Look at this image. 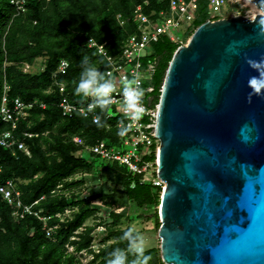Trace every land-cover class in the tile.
Returning a JSON list of instances; mask_svg holds the SVG:
<instances>
[{
  "label": "water",
  "instance_id": "water-1",
  "mask_svg": "<svg viewBox=\"0 0 264 264\" xmlns=\"http://www.w3.org/2000/svg\"><path fill=\"white\" fill-rule=\"evenodd\" d=\"M261 11L206 21L174 53L157 119L164 264H264Z\"/></svg>",
  "mask_w": 264,
  "mask_h": 264
},
{
  "label": "trees",
  "instance_id": "trees-1",
  "mask_svg": "<svg viewBox=\"0 0 264 264\" xmlns=\"http://www.w3.org/2000/svg\"><path fill=\"white\" fill-rule=\"evenodd\" d=\"M145 1L150 3L146 13L152 9L158 11L164 6L158 4V0H28L27 12L16 16L10 0H0V103L5 80L10 86L11 99L19 98L46 106H36L30 117L20 123V133L38 135L25 140L29 156L21 152L14 156L11 151L0 148L1 178L21 181L18 189L26 205H33L44 197L34 208L52 216L49 226L54 228L52 238H47L43 224L35 217L28 216L14 222L11 209L0 201V242L4 245L3 249L0 248V264L75 263L73 255H65V244L83 225L90 211L84 206L85 202H73L81 209L71 221L61 223L57 215L64 211L67 204L61 195H53V192L70 175L95 171L94 162L89 163L80 157V148L73 142V137L80 136L91 144L109 137V133L104 120L101 124H93L79 115L64 118L58 108L61 95L55 83L66 85V96L72 102L83 103L85 97L75 93L82 71V58L87 56L89 65L95 66L104 75L108 68L105 60L89 48L88 41L93 39L105 44L111 55L118 54L126 38L136 31L133 21L136 6ZM120 20L126 23L122 26ZM207 20L208 5L206 0H200L195 30ZM177 46L180 47L166 38L153 46L159 62L154 78L157 90L164 83ZM40 57L47 58L40 73H25L21 69L32 65ZM62 60L70 63L64 75L57 73ZM102 112L99 110L98 114L102 116ZM99 171L108 180L123 186L127 196L137 204L161 200L160 190L142 184L124 167L106 164ZM32 229L33 235L28 236ZM79 236L81 240L73 244L77 246V251L89 246L88 241H83L87 235L82 233ZM108 248L99 252L91 264L97 263L98 259H101L100 264H107L110 253L115 248L127 249V242L122 240L121 244ZM146 254L152 256L149 264L161 260L156 259L155 250ZM133 257L129 255V262Z\"/></svg>",
  "mask_w": 264,
  "mask_h": 264
},
{
  "label": "built area",
  "instance_id": "built-area-1",
  "mask_svg": "<svg viewBox=\"0 0 264 264\" xmlns=\"http://www.w3.org/2000/svg\"><path fill=\"white\" fill-rule=\"evenodd\" d=\"M199 3L200 0H158V4L164 6L158 11L152 9L149 13L145 12L150 7L148 1L137 5L133 18L136 31L126 38L116 55H111L105 44H99L93 39L88 41L89 48L94 49L108 65L105 78L112 80L115 85L106 111L94 107L89 112L88 106L95 103V97L89 96L83 103H74L66 96V85L55 83L61 95L58 108L64 118L79 115L93 124H101L102 120L105 121L109 137L91 144L80 136L73 137V142L80 148V157L89 163L98 158L106 161L107 164L124 167L130 175L139 178L142 184H149L160 190L161 196L165 190V183L159 179L160 140L156 134L163 85L158 90L154 85L159 62L154 55L153 46L165 38L172 43H182V39L172 34L179 32L181 26H184L187 33L195 31L194 24L198 18ZM206 3L209 18L207 21L242 15L246 13L245 8L254 5L248 0H206ZM10 4L15 9L16 16L27 12L28 0H10ZM120 24L123 26L125 22L120 20ZM69 68L70 63L62 60L57 73L64 75ZM133 79L138 81L143 90L141 111L135 121H124L125 124L131 123L132 126L121 137L117 133L119 127L123 126L119 122L126 115L122 95L123 85L125 81ZM9 94L10 86L4 80L0 103V148L11 151L14 156L18 152L29 156L30 151L25 140L36 138L38 135L20 133V123L30 117L36 106L41 108L46 106L38 105L36 102H24L19 98L11 99ZM99 110L103 111L102 116L98 114ZM96 117H99V120H96ZM85 154H89L92 159L86 158ZM1 173L0 169V201L11 209L12 218L20 222L28 216L35 217L43 224L47 238H52L54 228L49 226L52 216L43 214L42 210H36L34 207L38 202L33 205L23 203L22 193L18 189L21 182L2 179ZM57 217L61 219L60 216Z\"/></svg>",
  "mask_w": 264,
  "mask_h": 264
},
{
  "label": "rangeland",
  "instance_id": "rangeland-1",
  "mask_svg": "<svg viewBox=\"0 0 264 264\" xmlns=\"http://www.w3.org/2000/svg\"><path fill=\"white\" fill-rule=\"evenodd\" d=\"M253 6L250 5V7L245 8L246 13H243L242 16L253 18L255 15L260 14L256 13L259 9L256 7L257 11H255L252 8ZM121 21L126 23L124 20ZM193 33L188 34L184 26H181L179 32L172 33L175 37L182 39V43L175 44L179 46L186 45ZM46 60V57H40L32 65H25L21 69L25 73H40L45 68ZM110 112L112 113V110ZM85 157L92 159L89 154H85ZM93 161L94 172H78L73 176L70 175L53 192V195H61L67 204L64 211L58 214L61 217V223L71 221L81 209L79 206L73 205V202H85L84 206L90 211V215L83 222V225L65 244V255H73L75 257L74 264H91L99 252L109 246L111 248V246L121 244L120 236L123 231L133 227L143 235L146 242V252L155 250L157 253L156 259H161L160 238L158 236L161 224L159 213L161 200L157 203L137 204L127 196L123 186L116 184L113 180H108L103 173H100L99 170L107 164L106 161L98 158L93 159ZM35 180L37 179L35 178ZM66 184L72 186L67 187ZM43 199L44 197L40 200ZM14 222L17 221L14 220ZM33 231L34 229L28 233V236H32ZM82 233L87 235V238H84L83 241L86 243L88 241L89 246L77 251V246L73 244L81 240L79 235ZM0 248H4L2 242H0ZM100 260L98 259L97 263L93 264H100ZM153 264L164 263L161 259L158 263Z\"/></svg>",
  "mask_w": 264,
  "mask_h": 264
},
{
  "label": "clouds",
  "instance_id": "clouds-1",
  "mask_svg": "<svg viewBox=\"0 0 264 264\" xmlns=\"http://www.w3.org/2000/svg\"><path fill=\"white\" fill-rule=\"evenodd\" d=\"M255 76L249 79V85L255 90L260 91L264 88V61L250 62ZM82 71L79 79L76 82L75 93L85 98L95 97V103L88 106V111L91 112L94 107H99L105 110L111 102V94L114 91L115 85L112 80L106 79L95 66L89 65V58L83 57L81 60ZM89 65V66H85ZM143 90L140 84L135 79L125 81L123 85L122 95L124 102L125 117L119 123L123 126L119 127L118 135L123 137L131 128V123L125 124L124 121H135L141 111V97ZM84 113H82L83 115ZM99 120V117H96ZM94 122H96L94 120ZM120 239L127 242V250L115 248L110 253V258L107 264H149L152 260L150 254H146V242L143 235L133 227H129L123 231ZM133 255L134 259L129 262V255Z\"/></svg>",
  "mask_w": 264,
  "mask_h": 264
},
{
  "label": "bare ground",
  "instance_id": "bare-ground-1",
  "mask_svg": "<svg viewBox=\"0 0 264 264\" xmlns=\"http://www.w3.org/2000/svg\"><path fill=\"white\" fill-rule=\"evenodd\" d=\"M252 8L255 9V11H257L255 6H253ZM256 13H261V11L258 10Z\"/></svg>",
  "mask_w": 264,
  "mask_h": 264
}]
</instances>
